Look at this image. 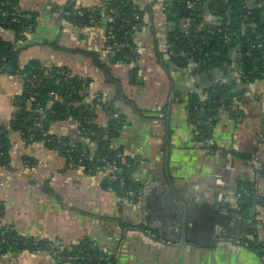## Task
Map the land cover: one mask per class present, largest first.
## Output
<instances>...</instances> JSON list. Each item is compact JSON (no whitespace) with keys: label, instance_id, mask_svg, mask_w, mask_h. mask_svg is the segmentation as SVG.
<instances>
[{"label":"crops","instance_id":"crops-1","mask_svg":"<svg viewBox=\"0 0 264 264\" xmlns=\"http://www.w3.org/2000/svg\"><path fill=\"white\" fill-rule=\"evenodd\" d=\"M102 1L16 0L22 17L32 20L30 28L16 35L0 27V38L18 50L20 69L37 62L87 81L83 103L93 123L104 127L109 121L92 106L93 94L114 101L123 121L111 148L132 160L139 190L122 197L110 188L121 172L117 166L115 174L113 165L87 172L45 141H25L11 128L24 76L12 68L0 71V128L8 146L7 165H0V227L50 246L7 250L0 264H90L60 256L80 246L89 250L92 264H264V253L243 243L264 245V174L258 170L264 166V74L250 82L242 78L238 52L211 74L194 71L193 60L183 61L169 40L185 29L188 16H182L184 5L177 20L168 19L171 0H132L145 11L132 39L135 55L130 62L115 61L106 17L78 26L63 14L69 2L86 9ZM215 19L205 15L208 22ZM213 85L230 86L232 104L220 110L203 138L197 129L202 122L188 102L207 97ZM194 110L205 117L204 109ZM48 132L92 155L97 149L75 118L51 123ZM243 189L253 196L249 204L240 197Z\"/></svg>","mask_w":264,"mask_h":264},{"label":"trees","instance_id":"trees-1","mask_svg":"<svg viewBox=\"0 0 264 264\" xmlns=\"http://www.w3.org/2000/svg\"><path fill=\"white\" fill-rule=\"evenodd\" d=\"M185 1L195 0H171L166 3L170 14H166L168 19L177 20L178 10L185 5ZM201 5L198 9L190 11L187 17L191 18L182 32L170 33V41H173L174 48L180 54L183 61L192 59L195 63V70L198 74L213 73L214 70L224 62H229V56L233 53H240L237 60V71L242 72L247 82L261 77L264 74V21L262 22V12H264V0H254L249 6H245V0H200ZM207 3V7L203 5ZM224 5V9L219 6ZM94 14L84 12L82 17L75 13L82 8H75L73 2H69L64 10L70 11L69 16L65 18L72 24L78 26H90V18H95L97 24H100L104 17L108 16V10L113 9L111 14L114 18L112 23H106V28H112L115 40H120L122 36L128 38V48L123 53L128 55L129 59H123V54L114 52L115 61L130 62L135 55L133 36L143 24L142 16L144 10L138 8L132 0H103L100 5L95 6ZM83 10V9H82ZM85 10V9H84ZM20 14L17 9L16 0H0V27L15 32L16 35L24 33L32 20L21 19L19 22L12 21L10 13ZM166 13V12H165ZM213 15L214 22L205 20L206 14ZM5 14V15H4ZM137 16V18H136ZM230 20V30L239 32L238 40L229 46H223L218 41L220 32L218 29L224 25L226 20ZM264 20V19H263ZM137 24V30H132V26ZM213 30L209 34L208 30ZM108 46L112 49V41L107 40ZM260 45V46H258ZM12 67V72L24 76V92L18 99V111L14 115L11 128L18 131L22 138L27 141L43 140L46 145L57 148L62 151L68 161L72 164H78L84 167L85 171L93 172L97 167L106 165H115L121 170L117 173L118 178L110 181V188L116 191L120 196L126 197L127 191L137 192L139 185L132 178L134 166L125 167V163L132 164V160L125 157L119 149L111 148V141L116 137L121 128L122 115L115 109L114 101L101 100L97 102L93 99V107H101L109 117L106 126H99L91 121L93 116L90 109L84 106L85 95L81 90L88 86V82L76 76H71L64 68H44L37 62H30L24 68L18 66V50L15 46L0 38V71H7ZM60 73H67L62 76ZM56 94L61 101L54 98ZM118 99H124L119 95ZM190 111L193 112V118L202 122L198 125V136L207 137L220 110H230L232 104L231 87L228 85L210 86L207 97L201 98L197 95L189 99ZM202 108L205 111V117L199 118L196 110ZM68 117L77 119L80 123V130L86 140L96 144L97 149L92 155L82 144H69L66 140H59L50 135L48 130L51 123L64 120ZM207 121L208 124L203 122ZM106 137V138H104ZM8 146L5 138L4 129L0 128V165L5 166L8 162ZM124 162V163H123ZM264 174V166H261ZM244 199V205L253 201L252 194ZM0 208V217H1ZM4 241L0 242V255L7 250H26L35 252L40 250H49L50 246L45 241H33L21 238L15 231L9 230L4 234ZM16 244V245H15ZM252 248H264V245H255L248 241ZM84 250V254H90L85 247L75 249ZM74 252V253H76ZM72 253V254H74ZM60 256H68L66 253H60ZM91 255V254H90ZM95 259V258H94ZM91 261H77L80 263H95Z\"/></svg>","mask_w":264,"mask_h":264},{"label":"built area","instance_id":"built-area-1","mask_svg":"<svg viewBox=\"0 0 264 264\" xmlns=\"http://www.w3.org/2000/svg\"><path fill=\"white\" fill-rule=\"evenodd\" d=\"M254 0H245L244 3H245V6H249L250 4H252ZM223 3L224 4H227L228 1L227 0H223ZM201 5V1L200 0H195V1H185V7H187L188 9H191V8H194L195 10L198 9ZM68 4H65L64 5V8L67 7ZM63 8V14L65 16H69L70 15V11L68 10H64ZM79 9V8H78ZM89 12L91 14H94V11H95V8L94 7H91V8H86L85 10L83 9H79L77 10V12L75 13L77 16H80L82 17L84 15V12ZM114 12L113 9H109L108 10V16L106 17L108 19V22L109 23H112L114 21V18L113 16L111 15L112 13ZM5 15V14H4ZM11 17H12V21L14 22H19L21 19H24L22 17L21 14H15V12L13 13H10L9 14ZM137 18V16H136ZM186 22H187V25L190 24L192 21H191V18L190 17H187L186 19ZM89 23L91 25L93 24H97V21L95 18H90L89 19ZM186 25V26H187ZM137 24H134L132 26V30H137ZM27 28H30V25L29 26H26V29ZM218 32H220V36L218 37V41L221 42V44L223 46H229L231 45L232 43L236 42L238 40V37H239V32L237 30H230V20L227 19L225 24L220 26V28L218 29ZM208 33L209 34H213V30L209 29L208 30ZM106 38L107 40H110L112 41V49H113V52H118V53H121L123 54V59H129L128 55H126L125 53H123V50L128 48L129 44H128V38L126 36H122L120 38V40H115V35L113 33V30L112 28H108L107 31H106ZM260 46V45H258ZM241 55V54H240ZM239 75L243 78L244 75L242 72H238ZM60 75L62 76H67V73H60ZM88 87L85 86L82 90H81V94L83 95H88ZM54 98L57 99L58 101H61V99L56 95V94H53ZM93 99H95L97 102H100L101 100H103L102 96L99 95V94H93ZM106 138V137H104ZM131 165H134V163L132 164H126L125 163V167L126 168H130ZM101 167H97V169H100ZM112 170H113V173L116 171L117 167L115 165L111 166ZM258 170L259 171H263V168L258 164ZM115 174V173H114ZM126 195L132 197V196H135L136 195V192H133V191H127L126 192ZM249 196V192L247 189H243L242 192L240 193V197H247ZM9 230H11V228H9L8 226H1L0 227V242H5L4 241V234L6 232H8ZM147 232V231H146ZM149 234V231L147 232ZM152 235V234H151ZM153 236V235H152ZM244 244H248L247 242H243ZM16 245V244H15ZM258 253H264V248H259L257 249ZM65 259L69 260V261H74V262H77V261H91V258L89 257V255L87 254H84V252L82 250H77L76 253L72 254L70 253L68 256L64 257Z\"/></svg>","mask_w":264,"mask_h":264},{"label":"water","instance_id":"water-1","mask_svg":"<svg viewBox=\"0 0 264 264\" xmlns=\"http://www.w3.org/2000/svg\"><path fill=\"white\" fill-rule=\"evenodd\" d=\"M206 7H207V3H205V4L203 5V8H206ZM224 8H225L224 5L219 6V9H224ZM194 10H195L194 8H191V9L184 8V10H183L184 13H183L182 16H187L188 13H190V11H194ZM103 21L106 22L107 19L104 18ZM177 51H178V50H177ZM8 68H9V70H10L12 67H8ZM200 78H201V82H202V83H207V82H208V76H207L206 74H202V75H200ZM215 88H218V86L216 85Z\"/></svg>","mask_w":264,"mask_h":264}]
</instances>
